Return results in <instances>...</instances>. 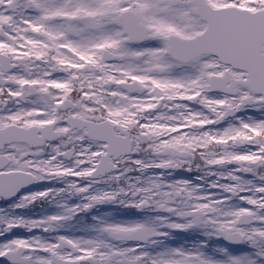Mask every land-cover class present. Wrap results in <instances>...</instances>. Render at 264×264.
<instances>
[{
    "label": "snow or ice",
    "instance_id": "obj_1",
    "mask_svg": "<svg viewBox=\"0 0 264 264\" xmlns=\"http://www.w3.org/2000/svg\"><path fill=\"white\" fill-rule=\"evenodd\" d=\"M0 264H264V0H0Z\"/></svg>",
    "mask_w": 264,
    "mask_h": 264
},
{
    "label": "rangeland",
    "instance_id": "obj_2",
    "mask_svg": "<svg viewBox=\"0 0 264 264\" xmlns=\"http://www.w3.org/2000/svg\"><path fill=\"white\" fill-rule=\"evenodd\" d=\"M32 191V190H31ZM47 203L44 202H38V204L33 208V209H29V210H25L23 212H21V215H25V216H32L33 214H38L39 216L44 215L46 213H51L53 211H55V209H47ZM110 205H107V207H109ZM113 207V206H111ZM23 234V233H21Z\"/></svg>",
    "mask_w": 264,
    "mask_h": 264
},
{
    "label": "flooded vegetation",
    "instance_id": "obj_3",
    "mask_svg": "<svg viewBox=\"0 0 264 264\" xmlns=\"http://www.w3.org/2000/svg\"><path fill=\"white\" fill-rule=\"evenodd\" d=\"M189 234H183V233H173L172 239L168 241V243L172 244L173 246L180 245V244H188L196 239H191V237L188 236ZM212 244H220L222 241H213Z\"/></svg>",
    "mask_w": 264,
    "mask_h": 264
}]
</instances>
